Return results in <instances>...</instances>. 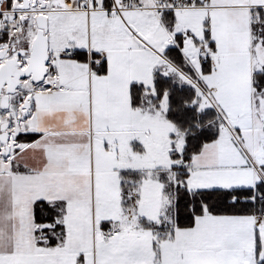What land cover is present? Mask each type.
<instances>
[{
    "label": "snow or ice",
    "instance_id": "6c2138e0",
    "mask_svg": "<svg viewBox=\"0 0 264 264\" xmlns=\"http://www.w3.org/2000/svg\"><path fill=\"white\" fill-rule=\"evenodd\" d=\"M0 264H264V0H0Z\"/></svg>",
    "mask_w": 264,
    "mask_h": 264
}]
</instances>
